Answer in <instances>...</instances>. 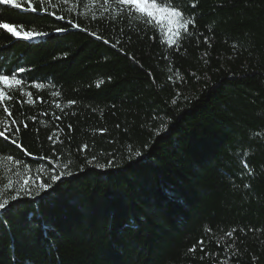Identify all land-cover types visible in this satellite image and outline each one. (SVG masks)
I'll use <instances>...</instances> for the list:
<instances>
[{
	"label": "trees",
	"instance_id": "1",
	"mask_svg": "<svg viewBox=\"0 0 264 264\" xmlns=\"http://www.w3.org/2000/svg\"><path fill=\"white\" fill-rule=\"evenodd\" d=\"M155 2L0 4V264H264V0Z\"/></svg>",
	"mask_w": 264,
	"mask_h": 264
},
{
	"label": "snow or ice",
	"instance_id": "2",
	"mask_svg": "<svg viewBox=\"0 0 264 264\" xmlns=\"http://www.w3.org/2000/svg\"><path fill=\"white\" fill-rule=\"evenodd\" d=\"M45 0H40V3L43 4ZM121 4H128L132 5L135 7V9L141 13H144L147 15L149 19H151L154 15V13L162 16V17H174V18H180L181 17V12L176 11L175 8L169 9L167 7H158L157 3L155 0H120ZM0 4L3 5H8L11 6L14 9H21L23 11H31V12H37L39 6H34L33 0H0ZM46 10V9H44ZM2 19V18H0ZM170 23H176L179 24L181 27H183L187 21H182L179 19H175L170 21ZM6 29L8 33L11 34L12 37L14 38H20L26 41H32L34 39L38 38H43L49 35L48 33L37 31V32H32V31H24L22 36L19 32L16 31V28L10 25L7 22H0V30ZM56 31H64L63 29H57ZM24 69L21 68L20 72H23ZM18 75V73H2L0 72V84L3 85H10V84H16L20 85L21 80L16 79L15 77ZM4 97L3 90L0 89V99ZM11 115V113H9ZM4 132L0 131V136H3ZM136 156H140V152L135 153ZM65 175H72L71 172L68 173H63L60 172L55 175H50L47 181L41 182L39 184L35 185V189L31 185L28 187H25L22 189V194L26 196L32 195L33 191H35L36 195L40 194V190L43 189L45 192L49 193V196H54L55 192L57 191L56 188V182L61 180V178ZM24 183L27 184V181ZM35 183V181H33ZM52 190L49 192V190ZM21 190H17L18 194L20 193ZM13 200L17 199V196L12 197ZM7 200H0V213H3L4 215H7L9 212H11V208H6V205H8ZM202 243V242H201Z\"/></svg>",
	"mask_w": 264,
	"mask_h": 264
},
{
	"label": "rangeland",
	"instance_id": "3",
	"mask_svg": "<svg viewBox=\"0 0 264 264\" xmlns=\"http://www.w3.org/2000/svg\"><path fill=\"white\" fill-rule=\"evenodd\" d=\"M102 0H88V4L91 5H96L98 2H100ZM118 3H120V0H116ZM141 2H143V0H141ZM121 4V3H120ZM123 5H128V4H123ZM88 6V7H90ZM128 6H132V5H128ZM91 8V7H90ZM139 12V11H138ZM141 13V12H139ZM144 14V13H141ZM146 17L147 15L144 14ZM148 18V17H147ZM149 19V18H148ZM178 18H174V17H162L156 13H154L153 17L150 19L151 23L160 31L161 35L164 38H169L174 36L175 34L178 33V31L180 30L181 26L179 24L176 23H170V21L175 20ZM12 85V84H10Z\"/></svg>",
	"mask_w": 264,
	"mask_h": 264
}]
</instances>
